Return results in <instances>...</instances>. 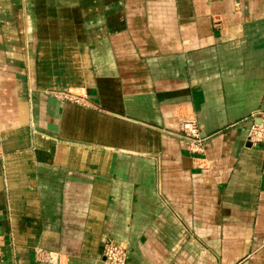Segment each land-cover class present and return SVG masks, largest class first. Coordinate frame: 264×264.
<instances>
[{
    "label": "crops",
    "instance_id": "obj_1",
    "mask_svg": "<svg viewBox=\"0 0 264 264\" xmlns=\"http://www.w3.org/2000/svg\"><path fill=\"white\" fill-rule=\"evenodd\" d=\"M260 114L264 0H0V264H264Z\"/></svg>",
    "mask_w": 264,
    "mask_h": 264
},
{
    "label": "built area",
    "instance_id": "obj_2",
    "mask_svg": "<svg viewBox=\"0 0 264 264\" xmlns=\"http://www.w3.org/2000/svg\"><path fill=\"white\" fill-rule=\"evenodd\" d=\"M60 98L74 103L81 101L68 95ZM255 119H258V124L254 122ZM251 120L253 124L247 135V141L251 144H264V114L257 115ZM178 137L186 144L189 153L193 155H201L203 153L205 139L201 137L195 121L186 120L182 122ZM103 257L105 258L103 264H126L127 252L122 247L109 242L104 246Z\"/></svg>",
    "mask_w": 264,
    "mask_h": 264
},
{
    "label": "rangeland",
    "instance_id": "obj_3",
    "mask_svg": "<svg viewBox=\"0 0 264 264\" xmlns=\"http://www.w3.org/2000/svg\"><path fill=\"white\" fill-rule=\"evenodd\" d=\"M60 95H61V97H63L64 95L71 96V94H70V93H61ZM78 99H81V97H80V98L78 97ZM67 102H68V101H67Z\"/></svg>",
    "mask_w": 264,
    "mask_h": 264
},
{
    "label": "water",
    "instance_id": "obj_4",
    "mask_svg": "<svg viewBox=\"0 0 264 264\" xmlns=\"http://www.w3.org/2000/svg\"><path fill=\"white\" fill-rule=\"evenodd\" d=\"M104 261H105V258H104V257H102V259L100 260V262H99L98 264H103V263H104Z\"/></svg>",
    "mask_w": 264,
    "mask_h": 264
}]
</instances>
